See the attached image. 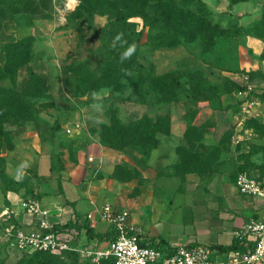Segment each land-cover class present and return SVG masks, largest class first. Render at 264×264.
Listing matches in <instances>:
<instances>
[{
    "label": "rangeland",
    "instance_id": "obj_1",
    "mask_svg": "<svg viewBox=\"0 0 264 264\" xmlns=\"http://www.w3.org/2000/svg\"><path fill=\"white\" fill-rule=\"evenodd\" d=\"M197 1L190 8L210 26L243 30L264 4ZM182 2L187 1L0 0V10L13 18L0 27L1 207L7 193L8 207L17 214L25 190L40 199L68 192L91 201L98 213L106 204L127 211L129 220L150 205L141 216L155 222L181 189H215L216 153L232 154L222 167L230 175L264 167V124L252 117L258 106L243 116L244 95L226 80L260 94L264 78L251 80L243 64L260 63L264 46L255 53L243 32L206 45V22L162 40ZM123 8L152 18L145 23L133 16L107 34L98 30ZM130 47L135 50L121 60ZM235 102L238 110L227 108ZM38 122L55 125L53 142L39 134ZM9 178L26 187L11 186ZM0 264L89 263L60 253L25 256L0 234Z\"/></svg>",
    "mask_w": 264,
    "mask_h": 264
},
{
    "label": "crops",
    "instance_id": "obj_2",
    "mask_svg": "<svg viewBox=\"0 0 264 264\" xmlns=\"http://www.w3.org/2000/svg\"><path fill=\"white\" fill-rule=\"evenodd\" d=\"M248 38L250 39L249 45L255 49V53L258 48L264 46L263 41L257 38ZM243 67H245V72L259 69L264 73V60L257 63V65L251 63L249 66H244L243 64ZM250 100L253 103V108L258 106L257 113L252 116L253 120H260L264 124V101L260 104V101ZM73 129L76 131V128L73 127ZM246 142L248 143V141ZM247 143H243L245 144L242 147L243 149L245 147L249 148ZM93 150L97 151V147ZM216 154L218 156H215V176H212L211 180L215 182L214 190L209 191L208 187L203 186V189L200 190L199 187L197 189L201 192L189 193L186 188L181 189L179 193H176L174 197L166 202L167 205L163 204L158 213V220L155 222L151 218L147 220L141 216L143 209L150 207V205L142 206L140 212H134L135 215L130 220L127 218L129 226L142 230L143 242L163 249H173L176 246L193 247L202 245L214 248L219 252L231 251L234 248V243L239 240L237 233L242 230L250 219H257L261 216V202L256 198L238 193L234 178L222 169V167H226V162L229 165L230 160H233L232 154L223 151ZM245 173L247 174V172ZM258 175V171L252 170L248 176L257 179ZM202 182L206 183L204 180ZM9 194L7 193L6 198L2 195L4 205L0 206V216L5 218L9 214L13 215V218L20 224L22 229L27 231L34 229L35 223L30 215L22 212V210L15 214L8 207L6 199H9ZM74 197L65 192L64 194L45 195L38 201L50 211L49 222L51 225L65 224L67 221L75 219V213H78V218L81 220L88 219L90 226L96 232L106 233L109 226L101 218V210L98 213V210L97 212L94 211V205L91 201ZM19 203L17 202V205ZM51 209L56 210L57 213L52 215ZM188 211H191V213H188ZM5 212L8 214L6 215ZM96 215H99V217ZM76 240L80 248L86 246L92 249H100V244L93 241L87 243L88 241L84 240L82 235L76 236Z\"/></svg>",
    "mask_w": 264,
    "mask_h": 264
},
{
    "label": "built area",
    "instance_id": "obj_3",
    "mask_svg": "<svg viewBox=\"0 0 264 264\" xmlns=\"http://www.w3.org/2000/svg\"><path fill=\"white\" fill-rule=\"evenodd\" d=\"M238 95H244L240 110L243 116H247L253 103L247 99V91ZM235 187L241 195L258 199L262 207L261 216L250 219L237 233L241 249L219 252L202 245L176 246L173 249L155 247L143 242L142 233L127 224V211L114 210L106 204L101 209V218L114 229L116 238L107 243L105 249L85 247L78 251L93 263L111 259V264H264V186L256 178L241 172L236 176ZM19 207L33 218L35 228L28 231L14 225L5 228L6 237L13 238L17 249L50 253L75 250L68 244V239L50 231L53 226L49 222L50 212L38 200L22 199Z\"/></svg>",
    "mask_w": 264,
    "mask_h": 264
},
{
    "label": "trees",
    "instance_id": "obj_4",
    "mask_svg": "<svg viewBox=\"0 0 264 264\" xmlns=\"http://www.w3.org/2000/svg\"><path fill=\"white\" fill-rule=\"evenodd\" d=\"M161 2H168L171 1L173 2V0H160ZM187 2H182L183 6L182 8L177 7L174 11V13H171V17L169 18V20L167 21V24L163 30V34H162V40H164V38H166L167 36L170 37L174 34H176V32L178 31H182V32H187L191 29H199L196 27V25H199L201 22H206V26L205 28H210L209 31V36L208 38H205V40L207 41V43H205L206 45H213V39L215 37L216 39H220V40H228L230 38H234L237 35H239L241 32H243L244 35L253 37V38H257L261 41L264 42V4L261 8L260 11V16L258 19H256L255 21L251 22V25L247 26L246 28H244V30L242 28L239 27H234L231 25L228 26H222L221 24H218V22H215V25L210 26L208 23V20L206 19V16H204L203 14H197L195 12V10H192L190 7L193 5L194 2H196L197 0H185ZM244 2V1H248V0H230V4H237L239 2ZM198 4V1L196 3ZM205 9V8H204ZM210 14V13H209ZM133 16H138L144 19L145 23H148V19L152 18L151 16L149 17L148 14H146V12L144 10H141L139 12L135 11L134 9L131 8H123L120 11H117V16L115 19L110 20L107 24H105L104 26H102L101 28H99L98 30L102 33H109L111 32L114 27L119 26L120 24L126 22L129 18L133 17ZM9 20H13L12 15L8 14L6 12H3L0 10V27L1 25ZM211 24V23H210ZM201 25V24H200ZM76 24L74 23L73 28H76ZM216 43V41H215ZM164 43L161 42L160 45H163ZM107 49L105 48V51ZM261 58L264 60V52L261 54ZM249 77L251 78V80L253 78H256L257 75H260L261 77L264 78V73L261 71H250L248 72ZM144 81L148 80V77L146 76L144 79ZM227 82L229 83V85L231 86V88L234 90V92L239 93V92H245L247 91V99H257V100H263L264 98V87L260 88V94H257V90L256 88H250L248 90V87L246 85H242L238 82H235L234 80H229L226 79ZM264 80V79H263ZM239 103L235 102L234 104H230V106H228V109H232V110H238V106ZM252 121V120H250ZM38 130H39V134L43 137V139L45 141L48 142H53L55 140V134H54V130H55V125L53 126H48L47 124H43L41 122H38ZM56 165V164H55ZM259 171V175H258V181H260L262 183V185L264 186V167H256ZM51 170H55V171H59L58 167L53 166L51 167ZM238 173H240L239 171H237ZM236 172V173H237ZM247 172L248 175H250V170L249 171H245ZM237 173V174H238ZM236 174V176H237ZM233 175V176H232ZM232 178H234V180L236 179L235 174H232ZM8 182L11 186H14L15 188L18 187H26V182L24 181H15L13 178H9ZM235 183V181H234ZM8 191V190H6ZM26 195L24 196L23 199L26 198H32V199H36V200H40V195L36 196L34 195L30 190H25ZM28 196V197H27ZM7 215V214H6ZM3 217V216H2ZM0 217V234H2L3 236L5 235V228L7 226L10 225H14L15 227H20V224L13 218V215H8V216H4L5 218ZM79 214L75 213V219H71L69 221H67L65 224H56L53 225L51 228V232L57 234V235H61L63 237H65V239L69 240V245L72 248H75V250H66L61 252L60 254H62L63 256H69V257H75L81 258V254L78 251L80 249V246L77 243L76 240V236H83L84 240L88 241L87 243H91V241L97 243V244H104L106 243H110L111 241H113L116 238V233L114 231V229L109 226V230L106 233H98L96 232L91 226H90V221L88 219H79ZM67 235V236H66ZM78 238V237H77ZM6 241H8L10 244H13V238H9L6 237ZM15 247V246H14ZM86 246L81 247L85 248ZM233 249H241L242 246L240 244V241L237 240L234 245H233ZM19 250V249H18ZM22 251V250H20ZM22 253H24V255H32V256H44V257H49L52 256L54 253H50V252H41V251H22ZM82 260L84 262H88L89 264H111V259H103L101 261H99L98 263H93L90 261L89 258H84L82 257Z\"/></svg>",
    "mask_w": 264,
    "mask_h": 264
},
{
    "label": "clouds",
    "instance_id": "obj_5",
    "mask_svg": "<svg viewBox=\"0 0 264 264\" xmlns=\"http://www.w3.org/2000/svg\"><path fill=\"white\" fill-rule=\"evenodd\" d=\"M117 39H119V36H117ZM134 50H135L134 47H130V48H128V49L122 54V56H121V60H125V59L129 58L130 55L132 54V52H133ZM20 167L23 168L24 165L21 164ZM14 178H15L16 180H20V179H22V175H21V174H17Z\"/></svg>",
    "mask_w": 264,
    "mask_h": 264
}]
</instances>
